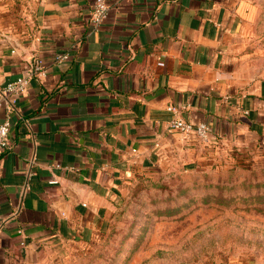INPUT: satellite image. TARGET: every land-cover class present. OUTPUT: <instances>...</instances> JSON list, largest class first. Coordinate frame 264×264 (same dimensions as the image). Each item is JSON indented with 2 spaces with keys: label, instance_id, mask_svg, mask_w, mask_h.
<instances>
[{
  "label": "crops",
  "instance_id": "obj_1",
  "mask_svg": "<svg viewBox=\"0 0 264 264\" xmlns=\"http://www.w3.org/2000/svg\"><path fill=\"white\" fill-rule=\"evenodd\" d=\"M0 0V85L36 56L0 152V264H48L101 235L128 178L264 152V68L247 54L248 0ZM69 58L57 62L59 53ZM174 105L209 142L169 128ZM229 264H264V258Z\"/></svg>",
  "mask_w": 264,
  "mask_h": 264
},
{
  "label": "rangeland",
  "instance_id": "obj_2",
  "mask_svg": "<svg viewBox=\"0 0 264 264\" xmlns=\"http://www.w3.org/2000/svg\"><path fill=\"white\" fill-rule=\"evenodd\" d=\"M246 51L264 68V0H248ZM264 258V152L217 158L199 171L128 178L105 231L48 264H229Z\"/></svg>",
  "mask_w": 264,
  "mask_h": 264
},
{
  "label": "built area",
  "instance_id": "obj_3",
  "mask_svg": "<svg viewBox=\"0 0 264 264\" xmlns=\"http://www.w3.org/2000/svg\"><path fill=\"white\" fill-rule=\"evenodd\" d=\"M109 12L108 0H94L90 14V21L93 25L98 26L107 17ZM69 58L67 52L56 55L57 62H63ZM46 72L44 60L35 56L25 72L21 73L15 79L0 85V106L4 105L9 111L13 108L15 99L23 95L33 79L43 75ZM167 109L172 113L169 121V128L182 134L195 132L198 138L203 142H209L210 127L206 122L193 124L187 121L182 115L181 110L174 105H169ZM11 127L10 117L0 121V152L10 147L9 131Z\"/></svg>",
  "mask_w": 264,
  "mask_h": 264
}]
</instances>
